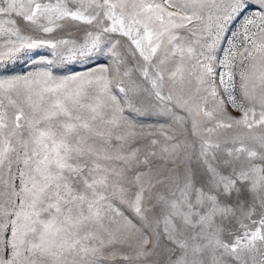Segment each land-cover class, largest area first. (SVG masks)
<instances>
[{
	"label": "snow or ice",
	"instance_id": "obj_1",
	"mask_svg": "<svg viewBox=\"0 0 264 264\" xmlns=\"http://www.w3.org/2000/svg\"><path fill=\"white\" fill-rule=\"evenodd\" d=\"M0 264H264V0H0Z\"/></svg>",
	"mask_w": 264,
	"mask_h": 264
}]
</instances>
